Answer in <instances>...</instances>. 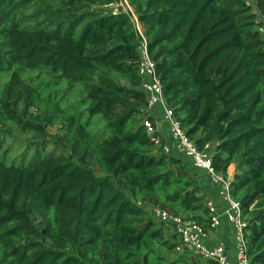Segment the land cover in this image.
<instances>
[{
	"label": "trees",
	"instance_id": "obj_1",
	"mask_svg": "<svg viewBox=\"0 0 264 264\" xmlns=\"http://www.w3.org/2000/svg\"><path fill=\"white\" fill-rule=\"evenodd\" d=\"M119 1L0 0V264H220L174 256L151 211L209 220L188 156L146 112L133 13L189 138L217 172L236 165L231 194L264 264V0L96 7Z\"/></svg>",
	"mask_w": 264,
	"mask_h": 264
},
{
	"label": "built area",
	"instance_id": "obj_2",
	"mask_svg": "<svg viewBox=\"0 0 264 264\" xmlns=\"http://www.w3.org/2000/svg\"><path fill=\"white\" fill-rule=\"evenodd\" d=\"M251 3L252 1H248ZM128 9L133 11L126 0ZM253 3V2H252ZM119 12L118 9L114 11ZM134 15L137 29L143 37L140 52L141 61L139 65V74L142 77V89L147 93L148 106L146 112L149 113L152 109L159 107L162 110L163 118L170 127V133L176 143V148L180 153L190 157L197 167L203 168L212 177L215 183L220 187V193L225 201V206L220 208L214 201H206L209 209V220L207 224L195 219L171 213L167 209L153 206L151 211L156 216L157 220L162 223L171 225L173 230L178 235V240L175 243V250L178 252H190L193 255L202 257L206 260L213 259L220 264H252L249 257V245L247 238L248 223L243 217L242 204L235 199L231 194L232 182L234 174H223L217 172L214 167L213 152L211 146L207 145L204 149H199L193 140H191L182 126L181 120L175 115L172 107H170L164 96L163 85L157 74L156 63L152 59L147 38L143 33L141 24L137 16ZM259 30L264 33V25L259 26ZM145 124L149 132L156 130L154 125L148 118H145ZM155 140L159 142V138ZM165 150L169 149L165 147ZM223 217L233 225L236 237V255L235 258H230L227 254L225 244H218L211 247L207 240L210 232L219 227Z\"/></svg>",
	"mask_w": 264,
	"mask_h": 264
},
{
	"label": "crops",
	"instance_id": "obj_3",
	"mask_svg": "<svg viewBox=\"0 0 264 264\" xmlns=\"http://www.w3.org/2000/svg\"><path fill=\"white\" fill-rule=\"evenodd\" d=\"M149 115L155 119L156 124L160 128L161 135L159 138H164L166 140L165 147L169 149L168 151L170 153L179 154L180 152L176 148V143L171 136L170 127L163 118L162 110L159 107L154 108L149 112ZM184 159L188 163V165L192 168V170H194L193 171L194 175L199 178L200 185L203 187V189L205 190L207 194L206 201L212 200L220 208L225 206V201L223 199V196L220 193V187L218 183H215L213 181L212 177L210 176V174L207 173L205 169L197 167L190 157L184 156ZM235 171H236V165L231 164L228 172L231 174H235ZM166 237L168 239H172V242H176L178 240V235L174 230L167 229ZM207 243L211 247H215L216 245L220 243L225 244L228 256L233 259L235 258V255H236L235 231H234L233 225L226 219V217H223L219 227H217L216 229L210 232V236H209V239L207 240ZM182 253H183L182 256H190L196 259H204L202 257L193 255L192 253L187 252V251H184Z\"/></svg>",
	"mask_w": 264,
	"mask_h": 264
},
{
	"label": "rangeland",
	"instance_id": "obj_4",
	"mask_svg": "<svg viewBox=\"0 0 264 264\" xmlns=\"http://www.w3.org/2000/svg\"><path fill=\"white\" fill-rule=\"evenodd\" d=\"M98 9H101V10H109V11H116L118 9V11L122 10V9H128V4L126 3V0H120L119 2H115V3H112L110 5H103V6H99L97 5L96 6ZM31 111L33 113H40L39 110L36 109V107L34 108H31ZM8 129H10V127H6ZM13 129V134L14 135H18V137H26V141L27 142H30V139H32L31 135L32 133H25V134H22V129L20 127H12ZM47 129H48V132L50 133L51 136H56V135H62L64 133V129L62 128V124L61 123H57L55 125H48L47 126ZM19 140L22 141V138H19ZM13 151L15 152H18V148L16 146H13L12 147ZM34 151V149H33ZM14 152L15 155H13V157L17 156L19 159L20 157L18 155H16V153ZM167 226V229H170V230H173L172 226L171 225H166ZM173 255L174 256H177V257H180L183 255L182 252H178L177 250H173Z\"/></svg>",
	"mask_w": 264,
	"mask_h": 264
}]
</instances>
